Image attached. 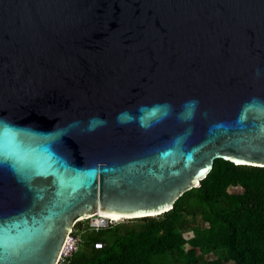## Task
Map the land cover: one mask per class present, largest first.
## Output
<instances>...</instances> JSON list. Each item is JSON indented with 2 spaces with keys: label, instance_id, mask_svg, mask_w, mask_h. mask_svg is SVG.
Masks as SVG:
<instances>
[{
  "label": "water",
  "instance_id": "water-1",
  "mask_svg": "<svg viewBox=\"0 0 264 264\" xmlns=\"http://www.w3.org/2000/svg\"><path fill=\"white\" fill-rule=\"evenodd\" d=\"M217 158L264 167V0H0V264L161 215Z\"/></svg>",
  "mask_w": 264,
  "mask_h": 264
},
{
  "label": "trees",
  "instance_id": "trees-1",
  "mask_svg": "<svg viewBox=\"0 0 264 264\" xmlns=\"http://www.w3.org/2000/svg\"><path fill=\"white\" fill-rule=\"evenodd\" d=\"M231 186L243 190L240 197L228 200L225 193ZM193 193L199 207L209 206L205 214L211 224L209 230L217 232L218 228V238L225 247L220 264H264V167L234 164L222 158L215 160L201 185L186 191L169 211L130 219L140 221L135 225L110 223L98 231H85L79 250L65 264H154L153 256L184 244L182 231L190 226L180 218L182 212L194 215L199 211L184 207L183 202ZM82 225L78 222L76 228ZM95 242L102 246L95 247ZM196 243L202 245L195 242L189 254H195ZM190 263L199 264V259L191 258Z\"/></svg>",
  "mask_w": 264,
  "mask_h": 264
},
{
  "label": "rangeland",
  "instance_id": "rangeland-1",
  "mask_svg": "<svg viewBox=\"0 0 264 264\" xmlns=\"http://www.w3.org/2000/svg\"><path fill=\"white\" fill-rule=\"evenodd\" d=\"M242 190L243 189L239 186L228 187V190L225 193V198L229 200V198L232 199L233 196L240 197V193ZM183 203L184 207H188V210L192 209V212H195V210H199L196 211V214L194 213V215L193 213H187L186 210H183L182 212V217L180 218H183L185 221H187L190 226L188 229L182 231L181 236H183L184 244L179 247H174L171 252L153 256L152 262L154 264H191V258H198L199 264H220L223 261L225 247L218 238V228L217 232L216 230H213V232L209 230L211 224L207 216L205 215L207 214L206 209H208L209 206L199 207L195 193L189 195L186 201ZM129 220L130 219H121L113 223H124L128 225H135L140 223V221ZM173 220L174 222H176L178 218H175ZM86 222L87 220H82L81 224H83L82 227L87 231L88 227ZM219 225L220 224H218V226ZM200 241L202 242V245H198L199 243H196L197 247L195 254H189L188 251L192 247V245L195 244V242Z\"/></svg>",
  "mask_w": 264,
  "mask_h": 264
},
{
  "label": "built area",
  "instance_id": "built-area-1",
  "mask_svg": "<svg viewBox=\"0 0 264 264\" xmlns=\"http://www.w3.org/2000/svg\"><path fill=\"white\" fill-rule=\"evenodd\" d=\"M98 216L93 215L87 219H84V220H87L86 224H87L88 230L90 229V230L98 231L101 228L107 227L110 223H113V221H111L110 219H106L102 216L100 218H103L104 220H102L101 222H98V219H97ZM78 222H80V221H78ZM81 222H82V220H81ZM75 225H74L72 231L70 232L69 236L67 237V240H66L64 248H63V250L59 256L57 264H65L68 261V259L74 253H76L79 250V248L83 242V235L82 234L86 230L83 227L78 229V228H76ZM101 246H102L101 243L95 242V247H101Z\"/></svg>",
  "mask_w": 264,
  "mask_h": 264
},
{
  "label": "bare ground",
  "instance_id": "bare-ground-1",
  "mask_svg": "<svg viewBox=\"0 0 264 264\" xmlns=\"http://www.w3.org/2000/svg\"><path fill=\"white\" fill-rule=\"evenodd\" d=\"M90 217H91V216H90ZM100 217H101V216H98V218H97V219H98V222H101L102 220H104L103 218H100ZM115 220H116V221L119 220L118 217H116Z\"/></svg>",
  "mask_w": 264,
  "mask_h": 264
},
{
  "label": "snow or ice",
  "instance_id": "snow-or-ice-1",
  "mask_svg": "<svg viewBox=\"0 0 264 264\" xmlns=\"http://www.w3.org/2000/svg\"><path fill=\"white\" fill-rule=\"evenodd\" d=\"M153 114H155V113H153Z\"/></svg>",
  "mask_w": 264,
  "mask_h": 264
}]
</instances>
